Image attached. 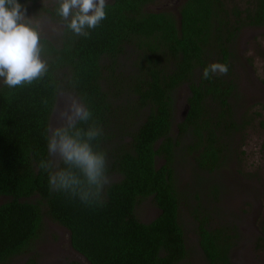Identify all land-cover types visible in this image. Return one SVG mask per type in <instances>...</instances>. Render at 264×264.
Here are the masks:
<instances>
[{
    "label": "trees",
    "instance_id": "1",
    "mask_svg": "<svg viewBox=\"0 0 264 264\" xmlns=\"http://www.w3.org/2000/svg\"><path fill=\"white\" fill-rule=\"evenodd\" d=\"M39 1L19 3L26 13L42 9L64 28L59 44L40 35L41 58L48 65L42 79L15 88L0 79V198L7 199L0 203V264L29 250L45 218L68 230L72 249L88 264H181L188 255L180 218L186 196L174 165L190 157L201 190L205 175L212 177L227 163L233 137L251 125L234 103L232 46L243 29L264 27V0H185L179 14L149 11L157 0H112L106 18L87 37L66 27L57 14L59 0L50 8ZM132 50L139 53L140 70L122 88L111 72ZM212 63L227 65V75L203 79L202 70ZM182 87L189 91V111L175 124ZM61 93L75 95L103 128L94 143L107 154L108 175L120 178L106 187L103 206L51 191L48 174L38 167L49 158L46 129ZM129 96L136 101L125 109L119 100ZM143 110L147 114L134 128L118 124L124 114ZM218 187L212 195L220 200ZM194 197L201 206L192 212L204 260L235 264L239 232L214 227L213 217L202 214L200 193ZM144 199L160 210L148 224L135 213Z\"/></svg>",
    "mask_w": 264,
    "mask_h": 264
},
{
    "label": "rangeland",
    "instance_id": "2",
    "mask_svg": "<svg viewBox=\"0 0 264 264\" xmlns=\"http://www.w3.org/2000/svg\"><path fill=\"white\" fill-rule=\"evenodd\" d=\"M56 1L40 0L38 5L50 8ZM184 1L157 0L148 6V10L178 14L180 4ZM26 16L30 18L31 25L37 26L41 36L56 44L60 43L63 24L53 22L42 9L35 12L30 10ZM232 53L231 63L238 94L234 103L239 112L238 116L243 121L249 120L251 125L233 137L234 143L231 152L227 155V163L212 177L205 175L204 178L207 181L201 190L194 184L190 157L187 161L182 159L174 165L178 187L186 196V203H182L181 206L180 218L185 232L188 255L181 264H207L199 248L197 222L192 212L193 209L201 211V206H198L194 197L196 191L202 197L200 203L205 210L202 214L213 217L214 227L228 225L239 232V239L236 240V246L232 249L234 263L264 264V128L262 127L264 123V27L243 29L232 46ZM138 54L132 50L117 62L115 61L114 65L113 62H104L115 66L111 74L117 81H123L122 88H125L140 70ZM64 95L77 98L71 93H64ZM188 95L189 91L186 87L178 91L175 124L184 120L183 112ZM132 100L134 102L136 98L129 96L127 99H121L119 105H124L126 109L129 106L127 102L132 103ZM63 106L64 97L61 95L52 115L51 126H57L55 112L58 107ZM146 114L147 110L128 116L129 118L124 114L118 119V124L126 130L134 128L137 123L144 120ZM110 177L111 183L120 179L118 176ZM215 187L220 190V200L212 195V189ZM6 201L7 199L0 198V203ZM135 213L142 223L148 224L159 216L160 210L151 199H144ZM33 262L34 264H88L72 249L68 230L48 218L44 219L39 238L29 250L15 256L7 264Z\"/></svg>",
    "mask_w": 264,
    "mask_h": 264
},
{
    "label": "clouds",
    "instance_id": "3",
    "mask_svg": "<svg viewBox=\"0 0 264 264\" xmlns=\"http://www.w3.org/2000/svg\"><path fill=\"white\" fill-rule=\"evenodd\" d=\"M106 6V0H59L57 14L75 35L87 37L88 30L106 18ZM26 11L19 0H0V79L9 88L30 85L48 71L41 58L40 33ZM228 71L227 65L212 63L202 70V78ZM61 95L64 106L55 112L57 126L46 129L49 158L42 159L38 167L48 174L51 191L78 198L85 205L103 206L111 177L107 154L94 143L103 136V128L77 98ZM82 123L87 127H78Z\"/></svg>",
    "mask_w": 264,
    "mask_h": 264
},
{
    "label": "water",
    "instance_id": "4",
    "mask_svg": "<svg viewBox=\"0 0 264 264\" xmlns=\"http://www.w3.org/2000/svg\"><path fill=\"white\" fill-rule=\"evenodd\" d=\"M179 18H180V17H179ZM188 111H189V106L186 105V106H185V110H184V112H183V118H184V120L186 119V117H187V115H188Z\"/></svg>",
    "mask_w": 264,
    "mask_h": 264
},
{
    "label": "flooded vegetation",
    "instance_id": "5",
    "mask_svg": "<svg viewBox=\"0 0 264 264\" xmlns=\"http://www.w3.org/2000/svg\"><path fill=\"white\" fill-rule=\"evenodd\" d=\"M110 2H112V0H106V3L108 4V3H110ZM179 14V13H178Z\"/></svg>",
    "mask_w": 264,
    "mask_h": 264
}]
</instances>
